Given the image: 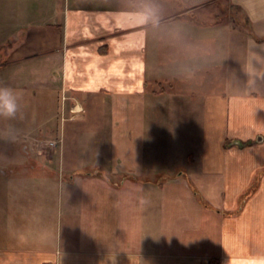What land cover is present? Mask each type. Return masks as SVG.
I'll list each match as a JSON object with an SVG mask.
<instances>
[{
  "label": "crops",
  "instance_id": "obj_1",
  "mask_svg": "<svg viewBox=\"0 0 264 264\" xmlns=\"http://www.w3.org/2000/svg\"><path fill=\"white\" fill-rule=\"evenodd\" d=\"M139 1L0 0V264H264V12L160 39Z\"/></svg>",
  "mask_w": 264,
  "mask_h": 264
},
{
  "label": "rangeland",
  "instance_id": "obj_2",
  "mask_svg": "<svg viewBox=\"0 0 264 264\" xmlns=\"http://www.w3.org/2000/svg\"><path fill=\"white\" fill-rule=\"evenodd\" d=\"M163 0H155L153 2V0H140L138 2V5H142L145 6L146 8H154L155 10H160L155 12V17L157 15H161L158 17H161V19H163L162 16H169L168 18H166L165 20H161V21H157V23H161L158 24L160 32L158 33V38L160 37V39L164 38V34L162 32L163 29H166L170 32V34L174 33V29L177 28H182L185 26H190V27H211V26H217L219 28L218 29V34L220 39L221 38H225L226 37V31H230L231 28L234 30H242L243 27L247 26V23L245 20H243L242 15L240 14V12L238 11L237 8H234L232 6H229L228 2L226 0H219L213 4L210 5H206V6H202L198 9H194L192 11H182V10H177L178 8H176V12H174L175 9H171L169 7H167L166 4L162 3ZM158 12V13H157ZM176 19H182L181 21H177ZM159 20V19H158ZM215 29V28H212ZM224 29V30H223ZM216 31L213 30V33H215ZM168 33V32H167ZM230 34V32H229ZM169 37V33L167 38ZM173 39V36L171 37V40ZM160 54L158 55V57L160 59L163 58V51L160 49ZM168 54V53H167ZM168 57V55H166ZM163 60H160L159 62L162 63ZM161 67L159 66V68L157 67H152V76L155 75L157 76V71L160 73L162 71V69H160ZM175 79V78H174ZM169 79V80H165L162 82H160L161 84H157L156 82L153 84V86L156 89H160V88H165L168 91H174V92H178L177 90L179 89V87L181 85H179L176 81V79L174 80ZM187 89H189V87H187ZM60 101V100H59ZM74 111V110H72ZM82 111V110H81ZM79 111H75V113H77ZM62 111H61V106H59V110L54 113L53 117H48L47 119H49L51 121L50 124H45L46 122H44V124L42 125V127L35 133V137L37 139V149L39 150H43L44 152L48 151V154L50 153V150H54L58 147L61 146L62 142H61V138L60 136H55V122L58 119H61L62 117ZM2 119L5 120V117H1L0 116V123H2ZM10 120L12 119V123H14V119L13 118H9ZM46 119V120H47ZM49 121V122H50ZM48 122V123H49ZM53 123V124H52ZM16 124V123H14ZM52 124V128L50 127ZM34 125V124H31ZM6 133V132H5ZM5 133L0 130V140L2 139V135H5ZM28 134L26 132H20L18 134V141H22L23 137ZM34 134V133H33ZM178 134V133H177ZM6 136V135H5ZM4 137V136H3ZM55 137V138H54ZM6 138V137H5ZM30 137H26L25 139H29ZM55 140V144L51 145L50 142ZM3 143V140L0 141V144ZM8 147H3L0 148L1 151V158L3 157V153L6 157H11L14 160H16L19 156L22 155L18 144L15 143H11L10 145V150L12 151L11 154H9L7 152ZM3 159V158H2ZM213 246V245H212Z\"/></svg>",
  "mask_w": 264,
  "mask_h": 264
},
{
  "label": "clouds",
  "instance_id": "obj_3",
  "mask_svg": "<svg viewBox=\"0 0 264 264\" xmlns=\"http://www.w3.org/2000/svg\"><path fill=\"white\" fill-rule=\"evenodd\" d=\"M240 6L248 13L253 22L264 12V0H241ZM264 18V17H262ZM19 111V95L6 86H0V116L14 118Z\"/></svg>",
  "mask_w": 264,
  "mask_h": 264
},
{
  "label": "built area",
  "instance_id": "obj_4",
  "mask_svg": "<svg viewBox=\"0 0 264 264\" xmlns=\"http://www.w3.org/2000/svg\"><path fill=\"white\" fill-rule=\"evenodd\" d=\"M51 145L55 144V140L50 142Z\"/></svg>",
  "mask_w": 264,
  "mask_h": 264
}]
</instances>
